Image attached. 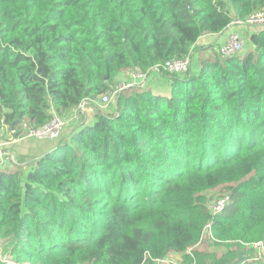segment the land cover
I'll list each match as a JSON object with an SVG mask.
<instances>
[{"label": "trees", "instance_id": "obj_1", "mask_svg": "<svg viewBox=\"0 0 264 264\" xmlns=\"http://www.w3.org/2000/svg\"><path fill=\"white\" fill-rule=\"evenodd\" d=\"M261 9L264 0H0V128L20 137L25 122L97 101L119 72L191 56L203 35ZM249 40L241 54L202 56L197 71L165 72L167 90L124 88L113 113L0 169V264H151L201 244L210 222L209 240L226 251H195L197 264H259L246 244L264 242V28ZM225 184L231 203L213 216L205 192Z\"/></svg>", "mask_w": 264, "mask_h": 264}, {"label": "built area", "instance_id": "obj_2", "mask_svg": "<svg viewBox=\"0 0 264 264\" xmlns=\"http://www.w3.org/2000/svg\"><path fill=\"white\" fill-rule=\"evenodd\" d=\"M231 25H238L241 27L244 26H256L259 29L264 28V9L256 10L249 14L245 18H235ZM245 36L241 33L240 30H232L226 39V41L218 47V52L224 56L230 55H238L241 54L245 49ZM163 69H165L168 73H186L191 67V56H188L184 59H175L167 62L164 65H161ZM134 77L141 81V84L136 83H129L123 84L120 89L116 90L114 93L111 91L106 93L105 95L100 97V101L103 105H107L111 103L113 95L121 92L124 88L140 85L145 86L144 83L147 78V73L136 71ZM83 104V103H82ZM82 104L79 108L82 107ZM69 123V118L59 115L53 114L52 117L43 125L41 126H34L30 125L29 123L25 122L22 124L20 130L22 132L21 136L32 137L39 140L42 139H50V140H57L60 138L61 134L65 130ZM2 150L0 149V155H2ZM231 203L230 195H225L219 198H215L214 200L208 199L207 206L213 216L223 212L227 206ZM205 233H208L210 239H215L212 231V222L208 223L204 230ZM248 249L252 252V258L255 262L259 264H264V242L263 241H256L252 243L246 244ZM190 256L189 262L186 264H197V257L195 255L194 247L189 248L184 253ZM179 257V256H178ZM171 254L163 258H156L151 260V264H181ZM185 264V263H183Z\"/></svg>", "mask_w": 264, "mask_h": 264}, {"label": "rangeland", "instance_id": "obj_3", "mask_svg": "<svg viewBox=\"0 0 264 264\" xmlns=\"http://www.w3.org/2000/svg\"><path fill=\"white\" fill-rule=\"evenodd\" d=\"M234 26L238 27L237 30H241L244 32L243 35L245 36V40H246L245 49H244V52H245L250 48V40H249L250 34L252 32H254L255 30H258L259 27H256V26L241 27L238 25H234ZM210 47H212V46L205 47L204 45H201V44L194 46V49L191 53V56H192L191 57V67H194V70L197 71V63H199L203 57H206L209 53L215 51L214 49L210 50ZM216 51H218V50H216ZM121 72H119L113 78L112 88H111L112 93H114L116 90L120 89L123 84H129V83L141 84L140 81L137 80L132 75V73L129 72V70L128 71L125 70V72H123V71H121ZM165 72H167V71L165 69H163V67H161V66L154 67L150 71L146 72L147 78H146V81L144 83L146 85H150L152 88H154L156 90L165 89L167 86H169V84L167 82L169 73L167 72L168 73L167 74ZM120 93L121 92L119 91L118 93L114 94L113 98L111 100V103H108L107 105H103L100 101V98L97 101H95V103L91 102V101H84L85 102L84 107L77 108L76 111H74L75 116L78 117V118H74V119H78L77 122H79V123H87V122L93 121V119L95 117L94 115L96 114L97 111H101L104 113H113L116 109ZM92 103H94V105H92ZM90 108H93V109L89 110ZM53 114H59V113L55 112ZM63 116L68 118V114H63ZM72 124L73 123L71 122L70 126H68V127H71ZM42 140L52 141L50 139H42ZM227 186H228V184L221 185L215 189L207 190L205 193L207 194L208 198L214 200L215 198H219V197L227 195V193H230V190ZM209 239L210 238L208 236V233H205L203 241L201 242V244L194 247V250L195 251L208 250V251H211L220 257L226 251V246L215 245ZM250 254H252L251 250L249 251V255H248L249 261L251 259L253 260V258ZM189 258H190V256L187 255V253H186V254H180V256L176 260L178 262H180L181 264H183L184 262L187 263ZM0 260L2 262H6V263H7V261H9V255L6 254L2 248H0ZM8 264H25V263H16L14 261H11Z\"/></svg>", "mask_w": 264, "mask_h": 264}, {"label": "crops", "instance_id": "obj_4", "mask_svg": "<svg viewBox=\"0 0 264 264\" xmlns=\"http://www.w3.org/2000/svg\"><path fill=\"white\" fill-rule=\"evenodd\" d=\"M237 29L238 27L230 25L228 29H226L224 32L220 34L203 35L198 40L196 45L201 44L204 45L205 47L212 46L210 47V50L213 49L218 50V47L221 46L226 41L230 32L232 30H237ZM241 33L244 34L243 31H241ZM128 70L130 73H132L133 76L136 73V70L134 69H128ZM123 72H125V70ZM167 89H169V86H167L165 89L162 90H167ZM84 103L85 102H83L82 107H84ZM94 103H92V105H94ZM92 109L93 108H90L89 110ZM74 111H76V109L68 113V118L70 122L68 123L67 127L70 126L71 122L73 124L78 123L77 122L78 119H74V118H78L77 116H75ZM67 127L65 130H68L70 128ZM57 144H59V139L48 141V140H39L36 138L26 137V136L16 137L13 134V130H11L8 126L4 125L0 128V149L3 151L2 155H0V169H6V170L17 169L18 166H26L32 160L40 156H43L44 154L49 152L51 149L56 147ZM171 255L175 257L180 256L179 253H172Z\"/></svg>", "mask_w": 264, "mask_h": 264}, {"label": "water", "instance_id": "obj_5", "mask_svg": "<svg viewBox=\"0 0 264 264\" xmlns=\"http://www.w3.org/2000/svg\"><path fill=\"white\" fill-rule=\"evenodd\" d=\"M107 79H108V77H107ZM58 145V144H57Z\"/></svg>", "mask_w": 264, "mask_h": 264}]
</instances>
